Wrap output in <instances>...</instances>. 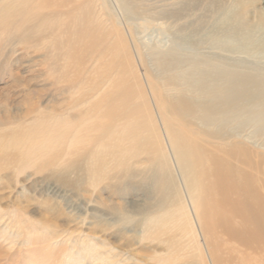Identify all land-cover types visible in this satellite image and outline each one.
<instances>
[{"label": "rangeland", "instance_id": "1", "mask_svg": "<svg viewBox=\"0 0 264 264\" xmlns=\"http://www.w3.org/2000/svg\"><path fill=\"white\" fill-rule=\"evenodd\" d=\"M54 1L41 10L58 12L52 34L27 32L19 15L0 29V264H214L212 248L223 264H259L215 225L205 233L201 176L166 127L204 144L223 132L263 153L264 129L247 106L209 126L162 107L170 96L206 103L199 77L221 89L240 78L234 86L262 96L264 0ZM120 89L127 108L110 134L72 137Z\"/></svg>", "mask_w": 264, "mask_h": 264}, {"label": "bare ground", "instance_id": "2", "mask_svg": "<svg viewBox=\"0 0 264 264\" xmlns=\"http://www.w3.org/2000/svg\"><path fill=\"white\" fill-rule=\"evenodd\" d=\"M54 5H56L54 0H0V29L4 30L6 28L8 31L10 29L6 26L8 17L19 15L21 21L26 24L25 30L27 32H34L38 26L44 25L45 31L52 34L55 32V27L62 28L63 26L62 24L58 25L56 23L58 22L56 21L58 12L52 13V18L49 19L44 13H41V10L44 7H54ZM32 12H34V14L31 16L30 14ZM31 22L35 24L31 25ZM52 23L53 25H50ZM61 42L62 41L55 39L52 43V47L54 48L60 45ZM93 45L95 46V43H93ZM108 50L109 49H107V51ZM235 79L237 78L233 77L232 80ZM232 80L226 84L227 86L221 89L218 86L213 87L212 84L210 85L207 83L203 77H199V81L203 83H201L199 88L197 87L199 90L198 97L200 96L201 99L207 100L206 103L193 104L182 96H170L163 101L164 106L162 108L172 115L176 114L181 119L192 117L196 113H199V117H197L200 122L204 126H209L215 122H227L230 118L232 119V116L235 113L237 114L240 109L242 111V108L247 106L248 110L251 112V114L248 115L249 118L254 121L256 120L259 128L263 131L264 116H262V113L264 112V85H262L263 87H259L260 89L263 88L261 90L263 91L261 92L262 96H258L259 92L257 94L258 97H252L247 84L236 87ZM249 80L250 79L246 78L242 83L249 82ZM237 81H241V79L239 78ZM208 82H210L209 79ZM259 88L258 86L256 87V89ZM116 96L117 97L106 99L105 103L99 100L95 103V106L93 104L94 108L92 110L94 114L92 116L90 115L87 119H83L76 129L73 128L74 134L71 136L76 137L77 133L83 129L84 135H86V133L88 131L91 132L93 128H99V130L102 128L101 133L109 135L111 132L109 131V123L114 119L113 115H120L121 110L127 108L129 93L125 89H120ZM215 100H219V103H215ZM130 112L128 111V113ZM103 119L106 121L102 124L101 122ZM59 124H62L63 132H66L70 127L69 122L66 121L60 120L55 122V125ZM51 125L54 124L51 123ZM38 127L40 129L41 127L45 129L50 127L48 120H42L38 124ZM166 130L178 158L181 160L193 158L196 172L201 176V221L205 233H210L211 226L213 227V225H215L218 235L227 236L229 241L237 245L240 256H245L248 260V258L251 259L253 255H255V257L257 255L260 262L259 264H264V153L253 150L237 139H232V136L226 137L223 132L219 134H217L218 132H206L205 134L208 135L209 138L216 140V142L204 144L199 141L198 138L195 139L193 137L190 140L186 139L181 131L173 130L171 125H168ZM41 133L38 135H41ZM42 137H44V135ZM213 208H216L217 211L221 210L225 212L216 215V217L211 220ZM232 221H235L237 224H233ZM209 239L212 240L211 238ZM212 245V241H209V246ZM210 256L214 264H223V261H221L213 248L210 251ZM241 261L242 260H240L239 264ZM253 264L258 263L253 262Z\"/></svg>", "mask_w": 264, "mask_h": 264}]
</instances>
